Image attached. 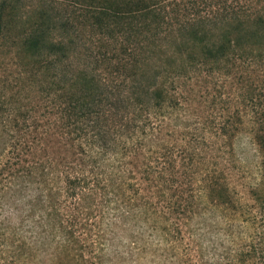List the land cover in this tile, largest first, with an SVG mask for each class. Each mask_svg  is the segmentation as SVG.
Masks as SVG:
<instances>
[{
    "label": "trees",
    "instance_id": "trees-1",
    "mask_svg": "<svg viewBox=\"0 0 264 264\" xmlns=\"http://www.w3.org/2000/svg\"><path fill=\"white\" fill-rule=\"evenodd\" d=\"M1 46L23 81L0 133L3 259L264 264V0H0ZM207 74L231 79L230 105L177 140L185 85ZM245 123L248 186L230 173Z\"/></svg>",
    "mask_w": 264,
    "mask_h": 264
},
{
    "label": "rangeland",
    "instance_id": "rangeland-1",
    "mask_svg": "<svg viewBox=\"0 0 264 264\" xmlns=\"http://www.w3.org/2000/svg\"><path fill=\"white\" fill-rule=\"evenodd\" d=\"M20 66L17 64L16 59L12 55V51L8 46L0 47V133L2 130H8L10 133L9 119L12 115V108L10 100L14 93L22 85V77L19 75ZM233 84L230 78L217 76L214 74L201 75L188 79L185 90L182 96L185 99V105L180 110L181 117H175L171 121V126L175 130V138L177 140L182 137L185 139H192L195 137V127L207 128L211 126L212 119L217 113V109L225 108V100L230 105L231 96L228 92L232 88ZM234 87V86H233ZM229 97V98H227ZM205 121L199 125L195 124L196 121ZM210 122H207L209 121ZM195 132H192V131ZM171 133V132H170ZM194 133V134H193ZM5 141L6 143L2 142ZM235 156L230 165V173L233 176L234 182L237 185L241 183L248 186L256 176L255 162L256 158L253 151L252 139H251V124L245 123L241 129L240 134L234 143ZM9 139L8 134H0V163L5 160L10 153L9 151ZM1 175L0 187L4 192L2 185H7L8 181ZM9 180V179H8ZM4 185V186H5ZM11 193V192H10ZM7 208L13 207L12 200L9 199ZM6 208V207H5ZM16 211V212H15ZM232 212V210H231ZM11 219L14 221L19 220L17 218V210L12 209L8 212ZM219 211H216L215 215L209 221L204 223H218L216 226L209 224L203 227L205 235L201 238L203 254H206L214 245L216 241H219V232L217 226L221 223H228V217H219ZM232 223H238L233 221ZM13 224V223H11ZM17 224V223H15ZM26 226L22 225L20 234L23 239H27L28 234L25 232ZM10 231V229H8ZM214 241V242H213ZM11 249V246L8 247ZM222 248H217L216 252L220 253ZM12 255V253H10ZM0 255V264H54V260L51 256L45 252H36V255L30 259H21L18 262H9Z\"/></svg>",
    "mask_w": 264,
    "mask_h": 264
}]
</instances>
